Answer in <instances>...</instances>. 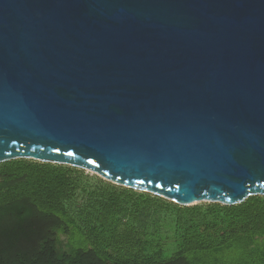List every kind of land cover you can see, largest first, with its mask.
Listing matches in <instances>:
<instances>
[{
  "label": "water",
  "instance_id": "1",
  "mask_svg": "<svg viewBox=\"0 0 264 264\" xmlns=\"http://www.w3.org/2000/svg\"><path fill=\"white\" fill-rule=\"evenodd\" d=\"M181 206L264 196V0H0V162Z\"/></svg>",
  "mask_w": 264,
  "mask_h": 264
},
{
  "label": "trees",
  "instance_id": "2",
  "mask_svg": "<svg viewBox=\"0 0 264 264\" xmlns=\"http://www.w3.org/2000/svg\"><path fill=\"white\" fill-rule=\"evenodd\" d=\"M0 264H264V196L181 206L11 159L0 162Z\"/></svg>",
  "mask_w": 264,
  "mask_h": 264
},
{
  "label": "rangeland",
  "instance_id": "3",
  "mask_svg": "<svg viewBox=\"0 0 264 264\" xmlns=\"http://www.w3.org/2000/svg\"><path fill=\"white\" fill-rule=\"evenodd\" d=\"M25 159H28V158H25ZM32 160V159H31ZM77 168H79V167H77ZM84 171H85V173H88L89 175H96L95 173H93V172H91V171H88V170H86V169H83ZM96 176H98V175H96ZM99 177V176H98ZM101 178V177H100ZM202 203V202H201ZM201 203H198V204H201Z\"/></svg>",
  "mask_w": 264,
  "mask_h": 264
}]
</instances>
